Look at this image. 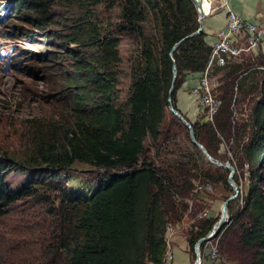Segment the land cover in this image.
I'll use <instances>...</instances> for the list:
<instances>
[{
	"label": "trees",
	"instance_id": "16d2710c",
	"mask_svg": "<svg viewBox=\"0 0 264 264\" xmlns=\"http://www.w3.org/2000/svg\"><path fill=\"white\" fill-rule=\"evenodd\" d=\"M17 4L37 17L29 21L35 27L49 23L61 10L64 38L78 50L68 55L72 69L66 74L71 117L47 122L32 118L25 148L20 153L0 152V215L25 197L56 204L62 225L54 253H62L60 264H160L167 220L180 218L187 209L181 199L191 194L194 182H206L210 176L207 168L196 169L188 149L170 150L175 139L185 137L190 143L187 130L175 119L177 134L161 127L172 80L169 51L195 30L193 4L190 0H15L16 11ZM101 5L117 10L115 28L98 18ZM122 35L137 39L125 91L119 87L118 70ZM208 54L202 32L177 46L172 55L176 70L172 100L183 76L200 72ZM261 58L264 65V55ZM246 65L240 60L215 67L214 72L227 69L219 78L217 99L220 96L222 102L213 116L214 127L208 122L189 123L194 139L214 157L208 135L229 131L227 102L233 86L243 97L257 92L254 133L238 146L241 156L236 165L240 171L248 166L247 189L234 211L226 204L229 223L215 238L219 262L264 264V168L258 167L264 154V72L254 85L246 86L244 77L234 84ZM161 149L168 155L165 160L160 159ZM75 163L102 170L97 181L86 187L71 185L73 178L65 170ZM17 171L29 174V180L14 190L6 177ZM216 220H195L200 228L196 235L203 236ZM199 237H187L189 247ZM0 264L5 263L0 260Z\"/></svg>",
	"mask_w": 264,
	"mask_h": 264
},
{
	"label": "rangeland",
	"instance_id": "374dc122",
	"mask_svg": "<svg viewBox=\"0 0 264 264\" xmlns=\"http://www.w3.org/2000/svg\"><path fill=\"white\" fill-rule=\"evenodd\" d=\"M206 1L208 3L206 14L214 10H221L225 16L224 8H215L218 0H212L211 7L210 0ZM12 3L15 4V0ZM19 9L16 11V8L12 6L8 12V17L10 16V18L4 19L0 26V42L5 44L8 53L12 48L17 51L14 60L9 59L10 61L7 65L5 62V64H0V152L20 153L28 141L27 136L33 119L47 122L53 119H68V117H71L72 94L68 88L69 79L66 74L70 73L72 69V58L68 55L71 51H77L78 47L76 44L67 42L64 38L65 29L63 25L65 20L62 18L63 13L58 9L59 13L54 15L52 21L35 27L29 21L37 17L27 11V9H22L21 7ZM229 10L236 14L231 8ZM117 13V10H108L105 5H101L97 10L98 18L104 24L111 23L112 28H115L118 23ZM242 19L247 20L245 18ZM261 22L264 23V20ZM7 43L13 44V47H10ZM136 49L137 39L134 36L122 35L120 37L119 87L124 91L129 85V66ZM259 50L264 51L262 42L258 45L257 51ZM262 56L263 53L261 51L254 56L250 54L242 55L238 60L247 65L238 72L234 84L237 79L240 80L243 77L244 83L248 87L249 84L254 85V82H258L263 77V73L256 69V66L262 64ZM171 60L174 62L172 58ZM215 67L218 68L214 63L210 66V71L218 76L217 81L220 85L219 78L222 76L221 73L227 68L217 69L218 71L214 72ZM189 74H185L183 78L189 76ZM196 76L198 75L196 74ZM196 79L197 77H195L193 84L189 81L182 83L183 86H186V89H184L186 94L190 95V97L192 96L187 108L188 112H182L183 115L193 112L195 119H193L194 116H192V119H187L190 123L195 121L204 122L195 101L196 96L191 91V87L197 83ZM218 88L214 92L216 97ZM233 88L231 99L227 102L230 112L228 116L229 131L224 132V134L215 132L213 136L211 133L208 135L209 146L214 151V157H212L220 163L228 164L233 169L230 181L237 187V195L227 202L231 211L240 206L241 198L247 189V164L243 165L241 171L238 168L236 169V165H239L240 162L239 156H241L240 147L238 146L240 143H246L254 133L255 102L259 98L256 95L257 92L243 97L237 88ZM122 96H124V92ZM219 102H222L220 96ZM171 103L175 108L174 99H171ZM165 109V119L161 127L162 129L170 127L177 134L178 131L175 129L176 126L173 121L174 119L175 121L178 120L173 118L174 116L170 113L167 106ZM182 114L181 116L183 117ZM208 123L213 128L214 118L212 122ZM176 136L179 137L178 135ZM175 142L176 145H170V150L178 153L181 152L180 149L186 151L188 149L189 151L187 152L190 154L191 162L195 164L196 169L202 168L204 170V168H207L206 170L209 171L208 174L210 175L206 182H194L191 194L181 199L183 203L187 204V209L181 212L180 218L173 217L167 220L168 224L164 231V237L165 234L170 233L171 238H174V234H176L187 241V237L190 235L199 237L196 234L200 231V228L195 226V220L200 217L210 220L213 217L215 219L219 217L220 204L223 199L232 193V190H228L230 186L227 183L229 172L227 169H219L218 166L210 163L198 149L193 148L194 145L192 146L191 143L186 141L185 137L175 139ZM147 143L148 141H146ZM164 153L165 150L161 149V160H165L168 157ZM243 161L241 160V163ZM258 167L264 168V154L258 161ZM65 171L73 178L69 182L71 185L86 187L97 181L102 170L87 164L75 163ZM218 172L221 173L220 179L219 176L216 177ZM210 179L213 181L217 179V182L213 183ZM28 180L29 174L21 171L9 172L6 177V182L14 190H18ZM51 194L52 196L54 195V193ZM58 213L56 204L37 197H25L8 205L4 214L0 215V260L5 264H60L64 260L62 253H54L56 248L54 245L58 243L59 229L62 225L61 216ZM226 223H229L228 216ZM211 239H215V236ZM209 241L211 240L209 239ZM209 241L201 242L198 246L197 256L200 264H203V262L210 264H235L225 259L221 263L219 259H216L217 257L211 258L207 256L209 255L207 250ZM195 242H193L192 247L190 246L192 252L190 264L194 263L196 257L194 252ZM172 264H174V258Z\"/></svg>",
	"mask_w": 264,
	"mask_h": 264
},
{
	"label": "built area",
	"instance_id": "2783aa9c",
	"mask_svg": "<svg viewBox=\"0 0 264 264\" xmlns=\"http://www.w3.org/2000/svg\"><path fill=\"white\" fill-rule=\"evenodd\" d=\"M212 0H210V7ZM225 9V20L222 28L218 29L215 34V40L208 44L209 54L205 67L196 73V85L191 87L192 94L196 96L195 101L202 120L204 122H212L213 116L217 111L219 101L214 92L218 88L217 75L212 74L210 66L214 63L218 66H224L230 62L238 60L242 55L250 54L254 56L261 51L258 50V45L264 44V23L261 21L254 22L244 20L237 14L230 12V6L227 0H218L215 8ZM227 12V13H226ZM256 69L264 72V65L259 64ZM236 89V87H234ZM165 249L160 261V264H172L174 253L172 248L171 234H165ZM208 244L209 257L216 258V240L210 239ZM197 257V256H196Z\"/></svg>",
	"mask_w": 264,
	"mask_h": 264
},
{
	"label": "crops",
	"instance_id": "0c3cea01",
	"mask_svg": "<svg viewBox=\"0 0 264 264\" xmlns=\"http://www.w3.org/2000/svg\"><path fill=\"white\" fill-rule=\"evenodd\" d=\"M227 1L230 5L231 10L238 14L240 17L254 22L264 20V0ZM224 17V12L221 10H214L213 12H208V14L204 15L202 19V32L205 34L204 39L207 44L215 40L214 32L217 29L223 27L225 20ZM195 77H197L195 73H190L189 76L184 77L183 82L189 81L191 84H193ZM182 83L174 92V106L180 114H182L183 111L188 112L187 108L189 107V101L192 100V96L190 97V95L186 94V92L184 91V89H186V86H183ZM192 116H194L193 112L188 115H183L184 119L186 120H189L190 118L192 119ZM193 119H195V116ZM172 241L174 264H190L192 252L187 241L183 240L176 234H174V238H172ZM203 264L210 263L203 262Z\"/></svg>",
	"mask_w": 264,
	"mask_h": 264
},
{
	"label": "water",
	"instance_id": "95a60500",
	"mask_svg": "<svg viewBox=\"0 0 264 264\" xmlns=\"http://www.w3.org/2000/svg\"><path fill=\"white\" fill-rule=\"evenodd\" d=\"M190 2L193 4L194 9L196 10V14H197V27L195 28L194 31H192L191 33L187 34L186 36L182 37L181 39H179L176 43H174V45L172 46V48L169 51L170 57L173 59L172 55L174 53V51L176 50L177 46L184 41L187 38L193 37L195 35H197L198 33L201 32L202 30V26H201V20L204 16L203 12H202V0H190ZM176 78V70H175V66H174V62L172 65V80H171V84L168 90V96H167V107L170 111L171 114H173L174 118H176L180 124L187 130L188 132V138L190 140V143L192 145H194L201 153L202 155L212 164L218 166L219 168H223V169H227L228 172V180L227 183L230 186V189L232 190V193L229 194L225 199L222 200L221 204H220V215L217 218V220L213 223V225L211 226V228L206 232V234H204V236L198 238L194 244V252L197 256L198 254V246L201 242H204L206 240H209L211 238H213L219 231L220 229L224 226V224L227 222V213H226V204L228 201L232 200L233 198L236 197L237 195V187L230 181L231 176L233 174V169L231 166H229L228 164H223L220 163L219 161H217L216 159H214L212 156H210L208 154V152L205 150V148L194 139L193 136V131H192V127L190 125V123L184 119V117L181 116V114L174 109L172 103H171V95L174 91V81ZM193 264H200L199 261V257H195L194 263Z\"/></svg>",
	"mask_w": 264,
	"mask_h": 264
},
{
	"label": "clouds",
	"instance_id": "9594fccd",
	"mask_svg": "<svg viewBox=\"0 0 264 264\" xmlns=\"http://www.w3.org/2000/svg\"><path fill=\"white\" fill-rule=\"evenodd\" d=\"M11 2H13V0H8V3H9V4H8V5H9V9L12 8L11 5H12L13 3L11 4ZM6 18H10V16L8 17V15H7V16L5 17V19H6ZM2 21H3V20H2ZM1 25H2V22L0 21V26H1ZM0 45H1L3 48L5 47V44H4L3 42H0ZM16 52H17V51H16V49H15V50H14V53H15V54L13 53V54L15 55V57H16ZM14 59H15V58H13V60H14ZM2 63L5 64L4 62H0V64H2ZM6 65H7V64H6Z\"/></svg>",
	"mask_w": 264,
	"mask_h": 264
},
{
	"label": "bare ground",
	"instance_id": "6f19581e",
	"mask_svg": "<svg viewBox=\"0 0 264 264\" xmlns=\"http://www.w3.org/2000/svg\"><path fill=\"white\" fill-rule=\"evenodd\" d=\"M207 6H208V3H207V1L206 0H202V12H203V14H206V8H207ZM8 39H9V37H8ZM8 44V43H7ZM10 47H13V44H8ZM11 51V50H10Z\"/></svg>",
	"mask_w": 264,
	"mask_h": 264
}]
</instances>
